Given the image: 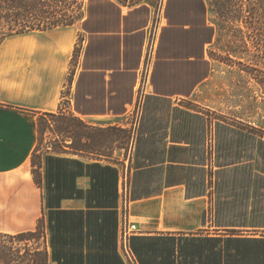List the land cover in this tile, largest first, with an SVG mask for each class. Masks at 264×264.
I'll return each instance as SVG.
<instances>
[{"label": "crops", "instance_id": "0c3cea01", "mask_svg": "<svg viewBox=\"0 0 264 264\" xmlns=\"http://www.w3.org/2000/svg\"><path fill=\"white\" fill-rule=\"evenodd\" d=\"M155 6L157 42L128 156L65 147L35 162L45 114L135 113ZM216 38L208 0H86L78 24L5 39L0 233L42 220L49 264H129L120 252L128 204L137 264H264V130H227L208 114L227 105L212 84ZM242 85L233 109L252 128Z\"/></svg>", "mask_w": 264, "mask_h": 264}, {"label": "rangeland", "instance_id": "374dc122", "mask_svg": "<svg viewBox=\"0 0 264 264\" xmlns=\"http://www.w3.org/2000/svg\"><path fill=\"white\" fill-rule=\"evenodd\" d=\"M208 1L211 19L217 28V38L210 49V59L214 67L212 84L216 93L227 94L226 108L208 114L213 120H224L225 129L228 130H264V0ZM85 2L86 0H56L50 6L57 12V17L73 20L78 24L84 17ZM78 54L77 48L75 65ZM240 83L245 87L243 103L252 107L243 116L257 123L252 128L236 121L241 113L234 112L233 95L235 91L239 92ZM143 106L144 103L142 109ZM142 109L121 121H83L67 107L55 113L57 116L63 114L62 117L41 116L37 148L39 153L35 154V162L42 154L65 152V147L70 150H92L115 158L128 156L133 142V125L139 119ZM63 123L67 124V130H60L59 126ZM38 228L37 226L35 230L28 232H36ZM40 233V239L35 237L26 242L31 249L39 247L46 250L42 228Z\"/></svg>", "mask_w": 264, "mask_h": 264}, {"label": "trees", "instance_id": "16d2710c", "mask_svg": "<svg viewBox=\"0 0 264 264\" xmlns=\"http://www.w3.org/2000/svg\"><path fill=\"white\" fill-rule=\"evenodd\" d=\"M53 1L56 0H0V46L5 39L12 36L76 24L73 20L56 16L57 12L53 6H50ZM45 115H50L53 118L64 116L63 114L59 116L57 114ZM65 125L67 124H61L60 130H67ZM48 159L50 160L51 157ZM35 181L39 187H43L42 179L36 172ZM38 227L36 232L0 233V264H49L47 248L46 250L39 247L31 249L26 243L31 238L38 237L40 239L42 220H39ZM21 244L24 246H19Z\"/></svg>", "mask_w": 264, "mask_h": 264}, {"label": "built area", "instance_id": "2783aa9c", "mask_svg": "<svg viewBox=\"0 0 264 264\" xmlns=\"http://www.w3.org/2000/svg\"><path fill=\"white\" fill-rule=\"evenodd\" d=\"M156 7V6H155ZM158 10L159 8H155L156 18L153 21V24L150 28L149 35H148V43H147V51H146V59L144 62V66L141 72V80L139 84V100L136 105V112H140L142 109V105L144 102L145 95L147 94V82L149 80L151 64L153 59L154 50L156 47L158 30H159V22H158ZM127 188L124 187V193L126 192ZM140 233V230L135 224H130L129 216H128V204L124 206V217H123V224L121 229V238H120V252L124 259L127 260L129 264H137L136 259L131 251L130 242L131 238Z\"/></svg>", "mask_w": 264, "mask_h": 264}]
</instances>
